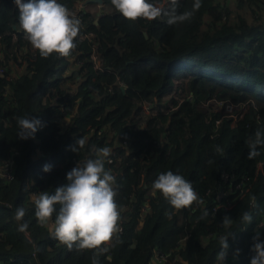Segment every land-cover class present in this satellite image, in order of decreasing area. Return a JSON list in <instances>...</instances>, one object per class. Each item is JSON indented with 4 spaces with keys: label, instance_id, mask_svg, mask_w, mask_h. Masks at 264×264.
Instances as JSON below:
<instances>
[{
    "label": "trees",
    "instance_id": "obj_1",
    "mask_svg": "<svg viewBox=\"0 0 264 264\" xmlns=\"http://www.w3.org/2000/svg\"><path fill=\"white\" fill-rule=\"evenodd\" d=\"M78 1L0 0V51L26 64L0 80V264H264V0H135L134 26L129 0ZM211 99L248 110L217 124Z\"/></svg>",
    "mask_w": 264,
    "mask_h": 264
},
{
    "label": "built area",
    "instance_id": "obj_2",
    "mask_svg": "<svg viewBox=\"0 0 264 264\" xmlns=\"http://www.w3.org/2000/svg\"><path fill=\"white\" fill-rule=\"evenodd\" d=\"M84 2L85 0L78 1L75 4V14L77 15V18L80 17V13L84 8ZM40 17L37 18L39 20ZM35 26H32L30 28L31 31H34ZM89 37L92 35L89 34ZM28 34L24 33L22 38L27 39ZM4 39L2 35H0V40ZM17 54L16 61L12 60L13 55L9 54L5 51H0V80H2V84L4 82L3 79L10 80L13 77L17 76L18 73H22L24 71L25 67V53L23 51H17L15 52ZM21 58V59H20ZM23 60V62H21ZM6 62V63H5ZM91 62L93 65L94 70L96 71H102L103 70V61L95 56H91ZM20 68V69H19ZM10 72L8 73V71ZM9 90L8 88L0 89V96L8 97ZM221 104V103H219ZM148 110V109H147ZM216 123H219V120L217 119ZM101 132H98L100 134ZM115 148V146L113 147ZM16 152L12 153L8 158L6 159H0V180H2L5 183H9L13 179V172H14V157L16 156ZM102 155L107 159L108 164H113L114 162V153L113 149L107 148L102 150ZM261 175L263 178L262 186L264 190V171H263V165L260 163L257 166L256 175L252 179V182L256 180L257 175ZM223 180L227 182L229 180V177L226 175L222 176ZM251 179L248 177L243 176L241 180L236 183L233 187H230L229 191L226 192L225 190H221L216 193L214 196V202L212 206L206 211V213H209L211 216H214L217 212H229L237 202L244 199L250 192L251 189ZM209 192V191H207ZM233 194V197L230 199L229 195ZM256 206V200L251 199L249 203L250 210L252 211ZM113 211H115V208L113 207ZM115 213V212H114ZM113 213V215H114ZM122 232V227L119 224L114 231V234H119ZM27 236H29V233H27ZM112 238H109L108 242H110ZM264 244V239L263 242ZM179 260L178 256L172 255L171 252L168 253H162L159 251H156L154 256L151 259V264H175Z\"/></svg>",
    "mask_w": 264,
    "mask_h": 264
},
{
    "label": "rangeland",
    "instance_id": "obj_3",
    "mask_svg": "<svg viewBox=\"0 0 264 264\" xmlns=\"http://www.w3.org/2000/svg\"><path fill=\"white\" fill-rule=\"evenodd\" d=\"M226 3L228 5H230V1L227 0ZM74 11H75V6H74ZM128 11H129L130 22L132 23L133 26L137 25L138 24L137 23V17H138L137 13L139 11V8H138V5L136 4L135 0H129ZM238 13H241V11H238ZM142 33L146 35V40L148 42V43H146L147 49H146V54L145 55L146 56H150L151 58H159V56L156 55L155 52L152 49L154 46H151L152 45L151 44L152 42L150 40L151 38H149V36H148L149 31L142 30ZM21 62H23V60H21ZM180 97L184 98L185 95L181 94ZM199 107L204 112H207V113H218L220 115V117L218 119L219 122L222 121L223 119H231V121H230L231 122L230 123L231 126L234 125L235 120L243 117V115L248 110V105L247 104H244V105H241V106L231 105L229 103H221V104H219L218 102L214 101L213 99L207 100L204 103L199 104ZM145 111L148 112L146 107H145Z\"/></svg>",
    "mask_w": 264,
    "mask_h": 264
},
{
    "label": "water",
    "instance_id": "obj_4",
    "mask_svg": "<svg viewBox=\"0 0 264 264\" xmlns=\"http://www.w3.org/2000/svg\"><path fill=\"white\" fill-rule=\"evenodd\" d=\"M89 3H93V4H96L98 7H102L103 0H86L84 2V5L89 4ZM99 15H100V13H99Z\"/></svg>",
    "mask_w": 264,
    "mask_h": 264
},
{
    "label": "crops",
    "instance_id": "obj_5",
    "mask_svg": "<svg viewBox=\"0 0 264 264\" xmlns=\"http://www.w3.org/2000/svg\"><path fill=\"white\" fill-rule=\"evenodd\" d=\"M86 1V0H85ZM227 1V0H226ZM230 1V4L232 3V1L231 0H229ZM85 7V6H84ZM100 8V7H99ZM232 16H233V14H232ZM144 35V38L146 39V35L145 34H143Z\"/></svg>",
    "mask_w": 264,
    "mask_h": 264
}]
</instances>
